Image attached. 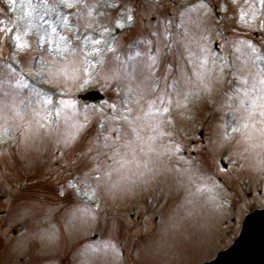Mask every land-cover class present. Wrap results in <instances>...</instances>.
<instances>
[{
	"label": "rangeland",
	"instance_id": "rangeland-1",
	"mask_svg": "<svg viewBox=\"0 0 264 264\" xmlns=\"http://www.w3.org/2000/svg\"><path fill=\"white\" fill-rule=\"evenodd\" d=\"M214 1L0 0L1 264H201L264 206V3Z\"/></svg>",
	"mask_w": 264,
	"mask_h": 264
},
{
	"label": "snow or ice",
	"instance_id": "snow-or-ice-1",
	"mask_svg": "<svg viewBox=\"0 0 264 264\" xmlns=\"http://www.w3.org/2000/svg\"><path fill=\"white\" fill-rule=\"evenodd\" d=\"M261 3H264V0H261ZM65 6L68 7V8H71V7H73L74 5H73L72 3H66ZM128 20H129V21L132 20V16H131V15L128 16ZM120 26L122 27L123 25H120ZM4 30H5V31H8V32H12V31H13V29H11V28H6V29H4ZM52 31L55 32V28H53ZM15 39H16V42H17V46H18L19 48L24 49V48L26 47V45H25L24 43L20 42V41H21V36H20L18 33L16 34ZM91 42H92L94 45H98V44L102 43L101 40H92ZM99 51H100V49H98V48H94V49H93V52H92V53H89V55L98 54ZM45 73H47L48 75H51V74H52L50 69H46V68H43V67H42L41 70H40V72L37 73V75H39V76H43ZM73 78H74V77H73ZM261 84H264V80H261ZM252 90L255 91L254 88H253ZM262 98H264V97H262ZM46 103L49 104V105H51V104L53 103V100H52L51 96H47V97H46ZM61 103H63V101H61ZM241 103L243 104V102H241ZM252 103H253V105H255V99H253ZM113 107H114V106H113ZM166 111H167V109H166ZM237 111H239V110L237 109ZM57 114H58V113H57ZM249 115H251V113H250ZM260 116L264 117V106H262V110H261V112H260ZM123 119L127 120V117L125 116V117H123ZM233 130H234V131H238L239 129H233ZM132 131L135 132L136 129L133 128ZM137 136H138V133H137ZM113 247H114V246H112V245H108V246H106L104 249H99V250H97V251L102 252V253H104V254H108V251H109L110 249H112Z\"/></svg>",
	"mask_w": 264,
	"mask_h": 264
},
{
	"label": "water",
	"instance_id": "water-1",
	"mask_svg": "<svg viewBox=\"0 0 264 264\" xmlns=\"http://www.w3.org/2000/svg\"><path fill=\"white\" fill-rule=\"evenodd\" d=\"M241 249L242 248L240 247L236 252L224 254L219 260L210 264H245L255 261V256L252 252L255 249L254 247H250L245 251ZM262 252L264 255V250H262Z\"/></svg>",
	"mask_w": 264,
	"mask_h": 264
}]
</instances>
